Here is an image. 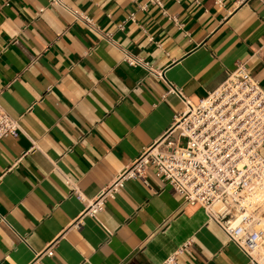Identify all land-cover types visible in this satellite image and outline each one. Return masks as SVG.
Returning <instances> with one entry per match:
<instances>
[{"label": "crops", "instance_id": "0c3cea01", "mask_svg": "<svg viewBox=\"0 0 264 264\" xmlns=\"http://www.w3.org/2000/svg\"><path fill=\"white\" fill-rule=\"evenodd\" d=\"M159 1L0 0V106L21 128L0 144V264L53 242L40 264H164L190 238L177 264H251L153 167L97 218L71 194L95 197L168 134L184 108L168 81L196 104L246 62L264 89L263 0Z\"/></svg>", "mask_w": 264, "mask_h": 264}, {"label": "built area", "instance_id": "2783aa9c", "mask_svg": "<svg viewBox=\"0 0 264 264\" xmlns=\"http://www.w3.org/2000/svg\"><path fill=\"white\" fill-rule=\"evenodd\" d=\"M51 2L61 4V0ZM78 16L99 30L89 15ZM123 27L121 24L120 28ZM105 35L110 39L112 33ZM125 59L133 66L148 64L142 57L126 56ZM168 86L166 94L180 95L184 108L159 143L144 149L140 158L93 198L67 180L73 186L71 194L84 203L82 218H97L107 199L114 198L127 179L146 181L147 169L153 167L161 180L182 195L185 202L203 206L209 220L222 227L251 264H264V157L261 153L264 89L260 81L251 74L246 62H239L224 82L196 104L181 87L170 81ZM20 130L19 119L10 117L0 106V144L8 136H18ZM52 245L37 252L32 264H40L44 255L51 257ZM192 245L193 239L186 240L164 264H177L176 256Z\"/></svg>", "mask_w": 264, "mask_h": 264}]
</instances>
